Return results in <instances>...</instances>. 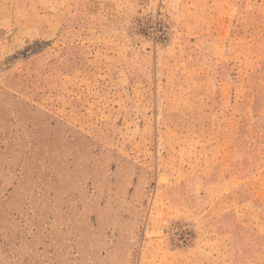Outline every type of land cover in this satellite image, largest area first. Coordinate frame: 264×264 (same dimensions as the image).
Segmentation results:
<instances>
[{"label":"rangeland","instance_id":"rangeland-1","mask_svg":"<svg viewBox=\"0 0 264 264\" xmlns=\"http://www.w3.org/2000/svg\"><path fill=\"white\" fill-rule=\"evenodd\" d=\"M0 264H264V0H0Z\"/></svg>","mask_w":264,"mask_h":264}]
</instances>
